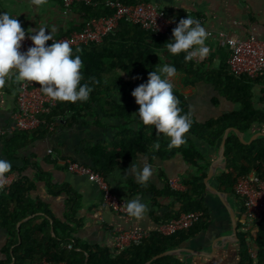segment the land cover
<instances>
[{"label": "trees", "instance_id": "1", "mask_svg": "<svg viewBox=\"0 0 264 264\" xmlns=\"http://www.w3.org/2000/svg\"><path fill=\"white\" fill-rule=\"evenodd\" d=\"M111 1L123 4L149 2L148 0ZM70 9L79 14L80 21L72 23L65 31L53 33V37L81 30L91 19L110 16L113 13V9L105 0H89V2L78 0ZM175 27L176 25L165 34L156 36L139 25L121 20L119 30L106 36L101 43L73 47V55H79L83 61L81 83L89 84L93 91L85 102L57 101L50 113L41 117L42 122L39 127L45 132L57 120L66 119L68 116L74 118L84 111L101 114L106 119L124 120L126 124L122 126L112 143L86 148L87 155L92 158V169L105 177L109 168L117 165L119 161L131 160L137 154L151 157L152 145L159 141L160 148L153 152L154 156L171 158L180 154L186 163L198 168L199 174L191 175L184 182L186 189L183 191H175L168 187L159 192L173 197L180 206L162 219H158V225L178 218L182 213L201 211L203 218L192 227L172 235H162L158 230L150 232L140 244L115 251L111 255L106 248L81 245L77 242L74 233L81 226V221L76 216L81 201L76 192L67 185L47 182L49 193L66 195L63 219H57L46 203L31 196L36 187V180L22 176L14 179L0 194V225L6 229L9 236L4 249L6 258L0 261V264H9L12 261L13 264H41L43 259L48 264L59 262L144 264L157 254L180 247L183 240L194 236V228L199 224L203 227L202 221L207 214L203 200L205 192L203 180L209 164L204 162L202 153L192 141L188 142L187 147L182 145L169 150L166 136L157 135L154 126H145L139 120L135 114L139 107L134 105L135 110L132 112L128 105L120 103L113 94L116 93L135 102V98L127 96V92L132 93L137 86L146 83L150 72L158 70L164 64L174 65L176 74L181 76L180 82L184 86L195 87L198 83H207L217 94L238 106L235 110L210 117L203 122L197 121L191 115L192 127L186 134L192 135L208 146L215 147L220 144L226 128H237L241 133H245L253 123H264V108H257L254 100V88L260 87V100L264 104V73L255 79L246 76L235 77L227 65V58L218 67L212 68L206 62L196 63L194 60L185 62L183 52L179 55L169 54L166 43L171 40L172 30ZM46 44L50 45L51 42L48 41ZM132 77H135L134 82L126 80ZM93 80L98 83H93ZM174 95L179 99V107L183 112H191L185 95L175 87ZM135 119L136 130L128 127V124ZM225 157L226 170L218 175L219 190L234 194L233 187L237 178L252 172L264 177V136L258 137L250 144H244L236 133L230 132L225 143ZM199 161L203 164L198 163ZM12 170L13 167L3 174L9 175ZM146 188L148 189L142 184L132 185L131 190L138 193ZM27 217L30 218L17 227V224ZM238 229H242L240 222ZM249 236L256 247L255 255L251 256L244 233L239 231V264H264V218L258 223L255 232H250ZM149 264L184 263L174 256H164L153 259Z\"/></svg>", "mask_w": 264, "mask_h": 264}, {"label": "crops", "instance_id": "2", "mask_svg": "<svg viewBox=\"0 0 264 264\" xmlns=\"http://www.w3.org/2000/svg\"><path fill=\"white\" fill-rule=\"evenodd\" d=\"M148 1L156 2L177 23L180 20L179 17L190 16L198 19L205 27L206 45L210 51L204 60L194 59L196 63L206 62L210 67L215 68L227 58L228 47L224 39L218 36V32H223L227 37H246L253 33L264 38V0ZM25 5V15L21 8L22 18L19 19V22L29 34L34 28L41 27H46L49 30L54 28L55 32L53 33L58 34L65 31L72 23L80 21L79 14L74 13L71 9L65 12L63 5L58 0H25ZM30 5H36L33 13L28 11V7L31 8ZM46 34H48L47 31ZM3 79L5 83L0 86V129L6 133L0 134V159L11 162L13 167L7 177L12 181L22 176L35 179L36 187L31 196L46 203L55 218L61 220L65 211L66 195L64 193L58 195L49 193L47 182H52L55 185H67L76 192L81 201V207L76 215L81 221V226L77 228L74 236L79 244L97 245L106 248L112 255L116 251L113 240L117 232L130 229L153 232L158 230V219H162L171 211L179 208V203L173 197L159 194V192L170 187L171 180L179 182L178 189L173 190L183 191L186 189L184 182L191 175L199 174L198 168L186 163L180 154L171 158H160L154 156V151L151 150L150 153L153 155L151 157L137 154L133 159L119 161L117 165L109 168L105 178L115 194L124 200H131L139 196L141 201L148 205V211L143 218L114 213L103 204L98 187L86 176L69 172L62 160L74 159V161L92 166V158L87 155L86 148L97 144L112 143L126 122L121 119H106L101 114L84 111L74 118L68 116L66 119L57 120L45 132L39 126L31 131H9L13 124L12 115L16 110V92L19 81L16 79L15 69L6 74ZM126 80L134 82L135 77ZM172 80L175 88L185 95L190 105L191 115L197 121L203 122L210 117L219 116L238 107L217 94L213 87L207 83L201 82L195 87H186L180 82L181 76L176 73ZM127 96L131 97V92H127ZM113 97L120 103L128 105L132 112L135 110L134 105L139 107L134 101L124 96L115 93ZM260 99V87H255V106L264 108ZM128 127L136 130V119L129 123ZM259 132H264V123H253L242 135L246 141H249L254 134ZM185 135L187 142L183 146L187 147L188 142H194L196 148L204 156V162L209 164L206 176L211 163L215 162L216 169L209 179V185L225 193L226 200L236 215L237 238L232 232L227 208L218 196L205 185L203 200L207 214L205 220L202 221L203 227L199 224L194 228V236L186 238L180 247L175 248L179 249L177 253L166 256H174L184 264H239L238 233L242 231L245 238L246 233L243 227L238 229V223L240 222L243 226L244 212L240 201L234 194L219 190L218 175L226 170V162L217 161L220 156V144L211 147L190 134ZM167 139L169 141V138ZM49 149L52 150V153H48ZM198 163L203 164L202 161ZM145 164L152 166V174L146 183H138L135 169L143 168ZM39 176L41 178H38ZM140 184L145 185L148 189L138 193L132 192V185ZM255 229L250 232H255ZM7 234L6 229L0 225V261L6 258L4 249L9 239ZM249 244L252 248L255 247L251 238ZM9 264H13V261Z\"/></svg>", "mask_w": 264, "mask_h": 264}, {"label": "clouds", "instance_id": "3", "mask_svg": "<svg viewBox=\"0 0 264 264\" xmlns=\"http://www.w3.org/2000/svg\"><path fill=\"white\" fill-rule=\"evenodd\" d=\"M46 31L48 34H46ZM53 32L46 27L34 28L29 34L21 27L16 16L0 12V86L3 77L15 69L18 81L37 82L44 95L53 101L85 102L93 88L82 84L83 61L66 40H54ZM35 33V34H33ZM27 37L32 46L21 52V42ZM207 32L198 19L187 16L182 18L172 30V38L166 43L169 54L179 55L182 52L185 62L204 60L209 48L206 45ZM52 41L50 45L46 42ZM176 73L174 65L164 64L158 70L149 73L146 83L137 86L131 93L139 105L135 113L145 126H154L157 135L169 138L168 149L179 148L187 142L186 133L192 127L191 112H183L180 101L174 95L172 77ZM93 83L98 81L93 80ZM160 148L159 141L152 145L153 151ZM11 162L0 159V174L11 170ZM138 183H146L152 174V166L145 164L136 168ZM127 214L134 218H143L148 205L137 196L125 199L122 204Z\"/></svg>", "mask_w": 264, "mask_h": 264}, {"label": "built area", "instance_id": "4", "mask_svg": "<svg viewBox=\"0 0 264 264\" xmlns=\"http://www.w3.org/2000/svg\"><path fill=\"white\" fill-rule=\"evenodd\" d=\"M64 11L70 10L74 2L78 0H59ZM89 2V0H83ZM106 4L113 9L110 16H101L91 19L81 30L72 31L53 37L54 40H66L70 47L87 46L93 43H101L103 39L119 30L120 21L126 20L142 29L154 33L156 36L165 34L176 20L169 16L158 4L153 2H141L137 4H123L105 0ZM27 34V33H26ZM218 36L224 39L228 47L227 65L235 77L246 76L251 79L257 78L264 73V38L256 34L246 37H227L223 32ZM52 43V41H50ZM32 46L27 37L21 42V52L27 51ZM37 82L19 81L16 92V110L12 118L13 124L10 130L31 131L36 129L42 122L41 117L50 113L57 104L51 98L44 95ZM6 133L0 129V134ZM48 153H52L49 149ZM69 172L86 176L93 182L101 192L103 204L117 214H127L126 208L122 206L124 199L115 194L106 178L92 169L91 166L70 160H62ZM12 180L7 175L0 174V194L10 185ZM169 185L172 189H178L179 182L171 180ZM234 195L243 207V229L246 233V243L251 256L255 255V247L252 248L249 233L258 227V223L264 218V177L255 173L237 178L234 184ZM203 218L201 211L182 213L178 218L171 219L158 225V231L162 235H172L178 231L186 230ZM146 230L130 229L117 232L114 236V247L116 251H122L130 246L140 244V241L149 236ZM41 264H48L45 259ZM55 264H66L59 262Z\"/></svg>", "mask_w": 264, "mask_h": 264}, {"label": "water", "instance_id": "5", "mask_svg": "<svg viewBox=\"0 0 264 264\" xmlns=\"http://www.w3.org/2000/svg\"><path fill=\"white\" fill-rule=\"evenodd\" d=\"M230 131H233L234 133H236L238 135L240 141L242 143H244V144H250L257 137L264 136V132H259V133L254 134L249 139V141H246L243 138V135L239 131V129H237V128H231V127L226 128L225 131H224V134L222 136L221 142H220V156L218 157L217 161H221V160H223V162L226 161V157H225V154H224L225 153V143H226V139H227L228 134H229ZM215 169H216L215 162L214 163H211V165L209 167L208 174H207L206 178L204 179V183H205V185H206V187L208 189H210L213 193H215L218 196V198L221 200V202L227 208L228 213H229V216H230V219H231L232 232H233V234L237 238V234H236V231H237V219H236V215H235L232 207L228 204V202L226 200L225 193H223L221 191H218L217 189H215L214 187H212L211 185H209V179L211 178V176H212L213 172L215 171ZM25 220H27V219L21 220L20 223H19V225L22 222H24ZM178 251H179V249H173V250H169V251H165L163 253L157 254V255L153 256V258L151 260H149L148 262H146L145 264H149L153 259H157V258L166 256V255H172V254L177 253Z\"/></svg>", "mask_w": 264, "mask_h": 264}, {"label": "rangeland", "instance_id": "6", "mask_svg": "<svg viewBox=\"0 0 264 264\" xmlns=\"http://www.w3.org/2000/svg\"><path fill=\"white\" fill-rule=\"evenodd\" d=\"M17 4V5H16ZM16 5V6H14ZM25 0H0V12H7L12 16H16V18L19 20L22 18L21 14V8H23V15H25L24 9H25ZM31 8L28 7L29 13H33L36 5H30ZM18 9V12H16ZM16 12V13H15Z\"/></svg>", "mask_w": 264, "mask_h": 264}]
</instances>
